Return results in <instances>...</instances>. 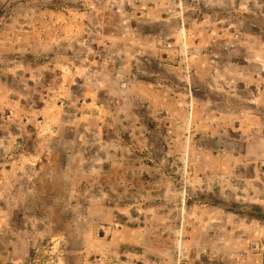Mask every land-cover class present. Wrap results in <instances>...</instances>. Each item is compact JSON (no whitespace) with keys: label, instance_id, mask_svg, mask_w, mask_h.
<instances>
[{"label":"rangeland","instance_id":"rangeland-1","mask_svg":"<svg viewBox=\"0 0 264 264\" xmlns=\"http://www.w3.org/2000/svg\"><path fill=\"white\" fill-rule=\"evenodd\" d=\"M262 183L264 0H0V264H264Z\"/></svg>","mask_w":264,"mask_h":264},{"label":"crops","instance_id":"crops-1","mask_svg":"<svg viewBox=\"0 0 264 264\" xmlns=\"http://www.w3.org/2000/svg\"><path fill=\"white\" fill-rule=\"evenodd\" d=\"M259 186L262 187V189L261 188L259 189L260 193H258V196L260 197V195H262V197H263L262 199H264V193H261V190L264 192V183H262V185H259ZM259 204L264 205V200L260 201Z\"/></svg>","mask_w":264,"mask_h":264}]
</instances>
